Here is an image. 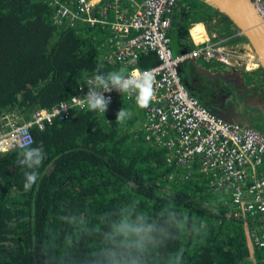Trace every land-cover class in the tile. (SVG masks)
Listing matches in <instances>:
<instances>
[{
	"label": "trees",
	"instance_id": "16d2710c",
	"mask_svg": "<svg viewBox=\"0 0 264 264\" xmlns=\"http://www.w3.org/2000/svg\"><path fill=\"white\" fill-rule=\"evenodd\" d=\"M175 7L169 28L175 54L194 46L188 28L195 20L215 22H206L214 40L241 39L229 18L202 0H178ZM103 36L100 28L59 23L48 0H0V130L9 116L22 122L35 109L68 100L98 66L126 72L106 57L112 42ZM157 62L148 51L136 66ZM186 63L182 79L197 81L198 67ZM249 74L242 89L257 97L251 106L264 108V73L259 67ZM126 99L116 97L104 114L84 109L54 117L43 129L30 128L28 146L0 151V264H106L109 247L123 260L127 253L115 236L122 219L147 228L138 264H264V250L248 241L249 223L233 216L207 175L145 141L142 107L139 117ZM121 108L128 113L123 120L116 119ZM37 147L39 178L26 189L32 170L18 161Z\"/></svg>",
	"mask_w": 264,
	"mask_h": 264
},
{
	"label": "built area",
	"instance_id": "2783aa9c",
	"mask_svg": "<svg viewBox=\"0 0 264 264\" xmlns=\"http://www.w3.org/2000/svg\"><path fill=\"white\" fill-rule=\"evenodd\" d=\"M177 1L48 0V4L59 23L100 28L112 42L106 48V57L123 63L127 68L125 74L150 77L152 95L142 107L144 115L140 123L145 141L165 148L170 161L207 175L210 187L224 196L233 216L249 223L246 235L251 248L264 250V136L207 109L187 89L178 70L180 62L194 59L231 68L243 66L246 70L257 69L258 62L248 43L250 52L240 42L227 44L223 39L214 40V33L202 36L205 31L198 39L190 33L194 46L174 54L168 31ZM252 2L264 20V0ZM234 35L243 38L238 29ZM148 51L155 52L158 62L141 70L136 66L137 58ZM90 79H86V84ZM86 84L79 86L78 93L68 100L50 109H35L22 122H18L17 115L9 116L0 130V151L28 146L33 126L43 129L54 117L63 119L72 110L87 109ZM104 95L110 97L109 106L121 93L113 89ZM132 96L136 98V90L125 92L126 98Z\"/></svg>",
	"mask_w": 264,
	"mask_h": 264
},
{
	"label": "rangeland",
	"instance_id": "374dc122",
	"mask_svg": "<svg viewBox=\"0 0 264 264\" xmlns=\"http://www.w3.org/2000/svg\"><path fill=\"white\" fill-rule=\"evenodd\" d=\"M177 8L178 7L174 8L173 16L174 13L177 14ZM201 21H203L205 31H208L206 27L207 19L204 18ZM192 23L195 24L196 21H193ZM192 23L189 25V28L193 25ZM207 23L212 24L213 21L211 23ZM213 24H215V22ZM174 29L175 28H171L169 34H171V47L175 54L177 53L174 44L175 36L172 35V30ZM223 40L229 42V40L227 41L224 38ZM237 42H240L242 46L243 44H247V41L243 40L242 38ZM244 48L247 50V52H250L248 49V45L244 46ZM186 61H192L196 65V67H198L197 70L200 75L199 77H197V81H189V77L187 75V79H182V82L190 92L193 93L194 91L196 93L195 96L198 98V100L201 99L204 102L207 109L228 121L239 123L242 126L251 127L264 136V108L258 109L255 106H251L252 104L250 103V101L255 102L257 97L254 95L250 96L245 93L243 89H246V86L242 83V80L243 82H246L245 78L247 74H249V72H251L252 70H257L259 67L257 69L246 70L243 66L238 68H231L224 64L216 62H206L201 59ZM186 61L180 62L179 64L178 70L180 75L182 73L187 74L189 71ZM234 71H237L239 73L242 72L243 74H239ZM120 97L126 99L125 92H121ZM126 100L132 103V105L129 106L132 107L133 110H135L133 113L135 115L139 114L140 117L139 111L141 112L142 110L137 104L136 98L132 96L131 98ZM246 100L248 102H246ZM257 250L263 252V249L260 247H257Z\"/></svg>",
	"mask_w": 264,
	"mask_h": 264
},
{
	"label": "clouds",
	"instance_id": "9594fccd",
	"mask_svg": "<svg viewBox=\"0 0 264 264\" xmlns=\"http://www.w3.org/2000/svg\"><path fill=\"white\" fill-rule=\"evenodd\" d=\"M190 28L188 29L189 35ZM101 69L102 66H98L96 74L86 84L88 91L84 97L88 111L104 114L110 103V97H106L104 93L113 89L118 90L120 93L136 90L137 104L141 107L148 104L152 95L150 77H134L130 73L125 74L123 69L111 72H104ZM127 115V111L121 108L117 113L116 119L123 120ZM42 160L43 151L37 147L27 148L23 153L22 159L18 161L20 165L32 170L25 173L26 179L24 187L26 189H30L38 180V173L35 169L41 165ZM146 231V226L138 222H130L127 219L120 220L115 226V236L120 238V242L127 255L122 260L120 258L121 253L118 249L106 248L103 250L106 264H138L136 250L145 244L146 237L144 234Z\"/></svg>",
	"mask_w": 264,
	"mask_h": 264
},
{
	"label": "water",
	"instance_id": "95a60500",
	"mask_svg": "<svg viewBox=\"0 0 264 264\" xmlns=\"http://www.w3.org/2000/svg\"><path fill=\"white\" fill-rule=\"evenodd\" d=\"M229 18L242 32L264 73V20L252 0H202ZM185 52V51H184ZM261 109L262 107L259 106ZM223 118V117H222Z\"/></svg>",
	"mask_w": 264,
	"mask_h": 264
},
{
	"label": "bare ground",
	"instance_id": "6f19581e",
	"mask_svg": "<svg viewBox=\"0 0 264 264\" xmlns=\"http://www.w3.org/2000/svg\"><path fill=\"white\" fill-rule=\"evenodd\" d=\"M189 31L195 39H198L200 33L204 31V26L200 22H198L193 24ZM253 64L256 65L255 63Z\"/></svg>",
	"mask_w": 264,
	"mask_h": 264
},
{
	"label": "flooded vegetation",
	"instance_id": "af4514ba",
	"mask_svg": "<svg viewBox=\"0 0 264 264\" xmlns=\"http://www.w3.org/2000/svg\"><path fill=\"white\" fill-rule=\"evenodd\" d=\"M196 21V23H198V22H201V23H203V21H201V20H195ZM192 22H190V24H191ZM193 24V23H192ZM252 71H255V70H252ZM251 71V72H252ZM243 74V73H242ZM250 77V74H247V76H246V78H249ZM250 79V78H249Z\"/></svg>",
	"mask_w": 264,
	"mask_h": 264
},
{
	"label": "crops",
	"instance_id": "0c3cea01",
	"mask_svg": "<svg viewBox=\"0 0 264 264\" xmlns=\"http://www.w3.org/2000/svg\"><path fill=\"white\" fill-rule=\"evenodd\" d=\"M201 23V22H200ZM205 31V30H204ZM214 33V32H213ZM206 34V35H205ZM210 33L208 31H205L204 33H202V36H208ZM215 34V33H214ZM211 35V34H210ZM216 36V34H215Z\"/></svg>",
	"mask_w": 264,
	"mask_h": 264
}]
</instances>
